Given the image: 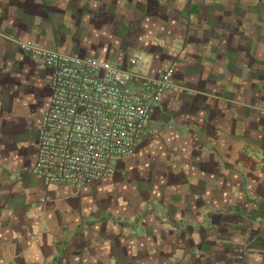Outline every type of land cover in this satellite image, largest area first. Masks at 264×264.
<instances>
[{"label":"crops","instance_id":"1","mask_svg":"<svg viewBox=\"0 0 264 264\" xmlns=\"http://www.w3.org/2000/svg\"><path fill=\"white\" fill-rule=\"evenodd\" d=\"M112 27L123 46L162 34L138 72L172 68L194 94L167 90L112 176L45 185L32 170L49 73L13 41L122 65L88 42ZM26 75L46 77L28 132L11 98ZM0 264H264V0H0Z\"/></svg>","mask_w":264,"mask_h":264},{"label":"built area","instance_id":"2","mask_svg":"<svg viewBox=\"0 0 264 264\" xmlns=\"http://www.w3.org/2000/svg\"><path fill=\"white\" fill-rule=\"evenodd\" d=\"M13 42L49 73V104L37 131L32 170L45 185L81 189L112 176L116 163L150 138L153 104L167 90L194 94L174 82L172 68L155 75L139 73L138 54L117 65L35 41Z\"/></svg>","mask_w":264,"mask_h":264},{"label":"rangeland","instance_id":"3","mask_svg":"<svg viewBox=\"0 0 264 264\" xmlns=\"http://www.w3.org/2000/svg\"><path fill=\"white\" fill-rule=\"evenodd\" d=\"M126 30L129 31L127 28ZM115 32H116L115 28L113 27L110 28L111 36L109 37V41H105L104 38H102L103 40H100L101 38H98L99 36L97 37L98 34L96 32L93 34L89 33L88 42L90 41V39H93L91 42H89L90 47L92 48L93 45L95 46L100 45L101 49L106 51L107 55L109 56L113 55L115 52L117 55H121V56L125 55L126 57L132 54H138L142 57L141 63L139 65L140 67L142 65H147V66L149 65L150 67L152 66L153 58L150 55V52L147 50V47L150 46V42L155 35L157 37H160L162 36V34H157L155 33L156 32L155 30L146 27L144 28L143 33L141 34L139 40L137 41V45L141 43L140 46H135L136 45L135 37H132V39L130 40L131 43H135L133 44V46L132 45L123 46L121 44H125V43L120 41H125V42L128 41L127 37L123 36L126 31L124 33L118 32L119 34L118 33L116 34ZM97 39L100 42H98ZM116 45H119L122 49L120 47L116 48L115 47ZM94 54L96 53L89 52V55L96 57L99 60L103 59L102 56H97ZM158 65L161 66L162 62H160V64ZM137 66L135 67L136 70H137ZM36 68H38L41 71H44V73L47 72V68L44 65L41 64L36 65ZM36 78L39 79L38 84ZM45 80L46 77L43 76L35 77L34 75H26L23 81L19 84V87L15 89L14 94H12L13 95L11 97L13 99L12 101L16 102L17 105L23 107L25 106V108H27L25 109V111L27 110L25 116L18 118L16 124H14L13 128L17 129V131L28 132L31 129V127H33L37 112L46 103V97L43 89Z\"/></svg>","mask_w":264,"mask_h":264}]
</instances>
